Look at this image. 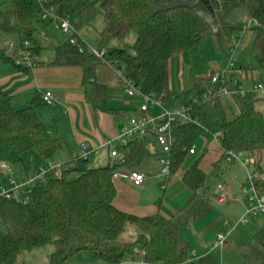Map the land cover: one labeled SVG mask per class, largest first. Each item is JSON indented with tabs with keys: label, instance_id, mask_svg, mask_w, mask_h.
I'll return each instance as SVG.
<instances>
[{
	"label": "trees",
	"instance_id": "16d2710c",
	"mask_svg": "<svg viewBox=\"0 0 264 264\" xmlns=\"http://www.w3.org/2000/svg\"><path fill=\"white\" fill-rule=\"evenodd\" d=\"M155 1L12 0L9 10L0 11V34L12 37L17 46L29 40V49L36 55L41 49L38 32L43 14L52 12L67 17L78 30L89 22L93 5L99 4L105 26L97 49H105L103 58L78 36L75 42L69 38L56 46L53 63L82 68L86 99L100 108L108 99L107 85L96 79L97 66L103 59L121 69L144 92L155 93L164 102L169 96L170 59L210 35L235 42L242 31L252 30L250 49L257 64L264 68V0H201L212 14L217 33L192 9L175 7L156 11ZM237 7L248 8L256 22L248 27L244 21L230 22L228 15ZM48 17L54 20L50 14L45 18ZM130 32L136 35L133 43L125 41ZM114 40L117 45L112 44ZM17 57L15 50L0 47V60L12 63L19 70L30 67L17 63ZM234 69L229 75L232 80L241 67L235 62ZM192 89L190 99H183L187 117H178L172 123L175 141L169 153L170 175L192 158L182 173L190 195L170 217L161 213L139 216L114 204L115 172L121 168L125 171L138 168L148 156L151 137L136 138L118 147L125 153L123 161L111 160L105 166L85 169L78 167L80 172L75 178H70L71 170L61 164L62 175L59 177L51 170L48 182L32 186L26 193V201L0 198V264H16L24 250L49 242L54 245L50 264H65L80 251L91 253L104 264H121L127 254L132 255L133 261L137 260L136 249L145 251L143 259L148 264H221L209 256L193 253L190 242L182 237V230L214 209L218 194L212 186V177L222 178L237 154H251L258 174L255 184L264 191V177H260L264 176L261 165L264 113L258 104L264 97L258 98V92L219 95L209 77H195ZM35 104L16 110L12 97L0 85V162L14 165L22 161L24 153L32 152L47 166L60 147V140L35 119ZM230 108L235 111L234 116L229 115ZM112 111L120 116L118 110ZM217 131H221L216 137L220 156L213 162L214 172L208 173L200 166L205 147L200 153L197 147L190 153V148L201 134L214 135ZM128 222L136 226V236L126 240L121 235ZM250 248L243 264H264V225L254 233ZM188 259H191L189 263Z\"/></svg>",
	"mask_w": 264,
	"mask_h": 264
},
{
	"label": "crops",
	"instance_id": "0c3cea01",
	"mask_svg": "<svg viewBox=\"0 0 264 264\" xmlns=\"http://www.w3.org/2000/svg\"><path fill=\"white\" fill-rule=\"evenodd\" d=\"M90 24V21L84 23L81 28L83 25ZM97 24L95 27L90 26L88 28H96L95 34L98 35L97 43H99L100 33L104 29L105 22L98 20ZM81 28L78 27V36L90 48L97 49L95 44L88 38L89 30L86 27L84 29ZM58 30L60 29L56 26L54 20L50 17L42 18V21L39 22L38 38L40 40L47 38V42L44 45L40 42L41 49L35 55L33 65L26 70H19L12 63L8 64L0 60V85L12 97V104L16 110L26 109L36 102V106L33 109L35 119L47 126L52 135L57 137L61 143L47 164H62L63 167L71 170L69 173L71 176L76 172L74 170H77L76 168L79 167L80 163L77 161L81 159L79 155L84 150L89 152L88 157L83 158L90 165L87 168L105 166L111 162L110 147L106 143L114 135L118 124L122 120H127L136 110L141 99L127 95L117 72L110 66L100 63L96 69V79L107 85L108 99L102 108L96 107L89 102L86 99L82 85V68L70 65H56L53 63L56 46L66 42L70 38L69 33ZM7 38L10 39V42L13 40L12 37ZM235 46L238 47V44H235ZM182 54H179V57L176 59L174 57L178 55L170 59V81L173 67L178 70L180 77H184L185 68ZM237 59L235 60L237 65L241 69L245 67L241 61L243 58ZM241 69L236 72V77L244 86H252L254 81L249 80ZM189 70L192 71V68ZM210 72L204 76L199 75L198 77L208 78ZM193 83L194 81L192 85ZM47 90L51 91L53 95L51 103L45 102L42 97ZM260 97L264 96L258 95V98ZM112 110H118L120 116L118 117ZM81 143L87 145L85 149L81 147ZM160 153V149L155 143L148 146V156L144 160L145 169L140 170L139 167L137 168L148 176L142 185L136 186L126 177H115L118 190L114 197V204L117 207L139 216L161 213L166 217H170L186 202L190 195V190L182 181V173L189 164L185 167L183 165L174 174L164 175L161 173V167L156 163L159 162L158 157ZM31 158L35 165L30 169L26 167L23 170L18 169V173L21 174L18 177L15 176L16 179H19L23 174H31L43 166V162L38 155L33 153ZM191 160L192 158L189 159L190 162ZM159 164L161 163L159 162ZM79 168L81 169V166ZM119 171H125V168H121ZM5 173H9V171H1L0 177L3 176L5 179ZM150 177H163V181L157 186V183L149 181L151 179ZM223 183H225L228 195L225 200L218 201V203L227 202L228 197H232L233 195L232 189L227 182ZM243 185L245 184L239 183L238 188L240 190L234 194L238 199L235 202L239 203V211L241 212L244 211L245 207V193L241 188ZM224 211V209L223 211L220 210L207 223H197L196 220L188 224L185 230L186 237L183 236L184 229L182 230V237L189 241L192 246L196 245L201 251L199 253L198 249H196L194 251L196 254L207 255L219 263L223 262V260L216 258V254L208 247L212 246L208 243V240L215 242L217 234L220 232L219 224L221 223L220 220ZM210 214L211 212L208 215ZM124 233L130 237V235L136 233V228L128 227ZM132 238H127L126 240ZM53 249L54 245L52 243L48 251L49 255Z\"/></svg>",
	"mask_w": 264,
	"mask_h": 264
},
{
	"label": "rangeland",
	"instance_id": "374dc122",
	"mask_svg": "<svg viewBox=\"0 0 264 264\" xmlns=\"http://www.w3.org/2000/svg\"><path fill=\"white\" fill-rule=\"evenodd\" d=\"M74 1H80V0H74ZM88 1H93V0H88ZM11 6H12V0H0V11L9 10ZM88 17L92 25L91 24L83 25L82 28L84 29L86 27L89 30L88 38L98 48L99 46V43H97L98 35L95 34L96 28L89 29L88 27L90 26L95 27L96 25H98L97 24L98 20L104 22L102 11L99 8V4L93 5V8H91V14H89ZM251 19H252L251 13L248 8H241V7L234 8L228 15V20L232 23H238L242 21L247 23V21ZM81 26L79 28H81ZM58 28L62 31L60 27ZM87 29L85 30L87 31ZM252 34H253L252 30L245 29L240 33L239 37L236 39L235 42L233 40L232 41L226 40L225 38H221L220 36L213 34L203 39L199 44L192 47L188 51L184 52V54H182L184 57V68H185L184 77L183 78L180 77V75L178 74V70H176L174 67L172 68L169 96L167 100L164 102L166 108L169 110H175V109L183 110L184 109L183 99L186 98L187 100H189L194 92L192 89V82L195 80V77L199 75L204 76L213 69L224 68L230 59L238 60L237 58H243V60L241 61L243 62L245 67H243L241 71H244L247 78L252 82L254 81L257 83L264 84V68H261L257 64L255 56L250 49L252 42L251 36L253 37ZM135 38H136L135 33L130 32L126 37L125 41L127 43H131L135 41ZM39 41L41 42V44L44 45L47 42V38L45 40L39 39ZM112 44L117 45L118 43L116 40H114L112 41ZM235 44L236 45L238 44V47H236ZM1 46H4L7 49L10 46V39H8L7 36L6 35L4 36L3 34H0V47ZM178 57L179 55L175 56L174 59ZM190 68H192V71L189 70ZM258 93H259L258 95L264 96V92H258ZM258 104L260 105V108L264 113V100L262 103H258ZM228 112L230 116L235 115V111L232 108H230ZM156 113H158L157 110H155V114ZM195 146L198 149V153H200L202 149L206 147V151L204 152L200 161V166L206 172L213 173L214 172L213 162L220 156L219 141L213 134L205 132L197 138L195 142ZM31 156H33L32 152H26L24 153L21 162H18L14 165L9 164L11 170L9 171V173H5L4 175L5 179L3 178V176L0 177V183H1L0 187L8 183L10 176L18 177L21 174L18 173V169L23 170L25 167L27 169L33 167L35 163L33 162ZM77 162L80 163L79 167L81 166V169L90 166L87 163V160L83 158H81ZM156 163L159 167L162 166L161 164H159V162ZM190 163L191 162L189 160L186 161L184 167ZM261 164L264 170V151L262 154ZM144 165L145 164L143 161L142 164L139 166V169L144 170L145 169ZM228 166L229 168L224 173L222 178L218 176L212 177V186L215 190L217 189V185L221 183L224 187V191L227 192V189L225 188V183H223V182H227V184L232 189V193H233L232 197L231 196L228 197V201L225 203L216 202L214 209L211 211V214L208 215L207 217L197 220L196 222L207 223L208 221H210V219L213 218V216L216 213H218L220 210L223 211L224 209L225 211L222 214L220 220L221 223L219 224V228H220L219 233H228L229 231L226 244L222 248L221 246H215L214 241L212 242L208 240V243L212 245L208 247H210L211 250L216 254V258H218L219 260L222 259L223 262H227V263L235 262L236 264H243L245 255H247L251 250L250 246L253 242L254 233L264 225V214L249 215L247 216L248 221L245 224H243L240 222V217L244 214L245 207H244V211L241 212L239 211L240 210L239 203L235 202V200L237 201L238 199L234 194H236L240 190V188H238L239 183L245 184L247 187H249L250 186L249 174L251 175L256 174L255 168L252 163L251 154L249 153L237 154L235 160L232 163L228 164ZM3 170L5 169H0V172ZM74 171L76 172H74V174L72 173L73 175L71 176L68 175L70 178L71 177L75 178L79 175L80 172L79 170H74ZM17 180L19 181L20 178ZM149 181L153 183H157L158 186L160 185L161 181H163V177H152ZM116 188H118L117 182H116ZM11 195L13 199L19 201L27 200V194L23 188L17 189L16 191L14 190V192H12ZM227 195L228 193L225 195L224 200L227 198ZM0 227H2L1 222H0ZM128 227L136 228V226L131 222L126 223L125 230H127ZM186 229L187 228L185 227L183 230L184 237H186L185 234ZM134 236H136V233L134 235H130V237L126 233H123L121 235V238L122 239H127L132 237L134 238ZM51 244L52 243L49 242L43 246L34 247L30 250H24L19 255L16 264H23V263L50 264L48 251L51 247ZM192 248H193L192 249L193 253H195L194 251L196 249H198L199 253L201 252L196 245L192 246ZM133 259L134 258L132 257L131 254H127L124 257V260L121 264H136L133 261ZM65 264H104V262L100 258H97L94 255H92L91 253L80 251L74 254L70 258V260Z\"/></svg>",
	"mask_w": 264,
	"mask_h": 264
},
{
	"label": "built area",
	"instance_id": "2783aa9c",
	"mask_svg": "<svg viewBox=\"0 0 264 264\" xmlns=\"http://www.w3.org/2000/svg\"><path fill=\"white\" fill-rule=\"evenodd\" d=\"M50 14L57 27H60L63 31L70 34V41L75 42L78 37L77 28L72 24L71 20L67 17H62L58 14L52 12H46L43 14V17H47ZM256 21L251 19L247 21V27L251 23H255ZM79 38V37H78ZM30 42L29 40H24L21 46H17L14 41L10 42V46L8 48L9 51L15 50L18 54L16 62L19 64H23L26 66H32L35 55L29 49ZM94 52L99 57L103 58L105 53V49L98 50L94 49ZM103 64L109 65L113 68L121 82L124 85V89L127 95L139 97L141 100L137 105L136 110L130 115L127 121L120 124L112 138L106 143L110 147V158L112 161L119 162L125 159V153L118 149L120 145H125L133 139L142 138L145 136H150L151 141L149 145L155 143L158 145L160 149V155L158 157L159 162L161 163V173L164 175H170V150L175 141V137L173 134L172 123L178 117H187L184 109H175L169 110L164 105V101L161 97L157 96L155 93H147L144 92L141 87L136 84L132 79L125 76L121 69L116 66L110 64L105 59L102 60ZM235 62L230 59L228 65L224 68L214 69L209 73L210 84L213 87V90L219 95H233L236 93H240L245 95L251 92H264V84L262 83H253L251 87H245L241 82H239L238 78H230V73L234 72ZM232 83H231V82ZM230 82V84H229ZM206 96V95H205ZM43 100L47 103H51L52 101V92L47 90L42 95ZM157 109L158 113L155 114V110ZM221 134V131H217L214 136L218 137ZM85 143H81V147L83 149L86 148ZM194 149L196 146L193 145L190 148V153H194ZM88 151H83L79 157L87 158ZM0 169H5L7 171L11 170V167L5 161L0 162ZM54 170V174L57 176L62 175V167L61 164L58 165H47L39 167V169L32 174H23L20 176V180L18 181L15 176H11L7 185H3L0 187V198H12V191L23 188L26 193L37 183L45 184L49 180V172ZM115 177H126L128 178L134 185L140 186L148 177L146 173L134 169H127L126 171H116ZM258 174L251 175L249 174V183L250 186L247 187L243 185L241 188L245 193V211L244 214L240 217V222L245 224L248 221L247 216L249 215H258L264 214V191L259 190L255 184V176ZM263 178V175H260ZM165 187V186H163ZM220 192V193H219ZM217 194L218 200L223 201L225 195L227 194L224 191V187L221 183L217 185ZM228 237V233H219L217 235L215 246H221L222 248L226 244V240ZM136 252L139 254V258L134 260L135 263L138 264H148L144 259L143 255L145 254L144 250L136 249ZM191 259H188L190 262ZM186 264V263H185ZM221 264H234V263H221Z\"/></svg>",
	"mask_w": 264,
	"mask_h": 264
},
{
	"label": "water",
	"instance_id": "95a60500",
	"mask_svg": "<svg viewBox=\"0 0 264 264\" xmlns=\"http://www.w3.org/2000/svg\"><path fill=\"white\" fill-rule=\"evenodd\" d=\"M175 7H187L192 9L213 28L215 33L218 32L212 14L201 0H156L154 2L156 11H166Z\"/></svg>",
	"mask_w": 264,
	"mask_h": 264
}]
</instances>
